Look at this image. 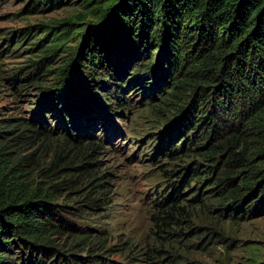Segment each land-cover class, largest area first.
<instances>
[{
	"label": "trees",
	"instance_id": "1",
	"mask_svg": "<svg viewBox=\"0 0 264 264\" xmlns=\"http://www.w3.org/2000/svg\"><path fill=\"white\" fill-rule=\"evenodd\" d=\"M39 5L36 12L76 5L92 21L18 30L17 44L28 39L37 59L16 90L35 99L29 117L0 110V264L101 263L102 237L83 213H107L94 164L123 135L114 119L138 91L143 109L173 118L149 160L181 166L153 200L155 233L191 243L220 232L187 233L199 210L216 211L218 221L264 215V0H35L31 10ZM217 168L211 194L186 196ZM87 181L76 207L63 203ZM154 251L145 264L171 252Z\"/></svg>",
	"mask_w": 264,
	"mask_h": 264
},
{
	"label": "rangeland",
	"instance_id": "2",
	"mask_svg": "<svg viewBox=\"0 0 264 264\" xmlns=\"http://www.w3.org/2000/svg\"><path fill=\"white\" fill-rule=\"evenodd\" d=\"M34 3L35 0H0V110L8 117L31 116L28 102L35 99L33 90H16L22 84L20 78L36 70L32 65L37 59V51L27 46L28 39L17 44L22 36L18 30L29 25L68 20L80 29L84 22L92 21L90 16L85 19L79 17L81 8L76 5L36 12L42 5L31 10ZM131 96L135 102L133 108L126 110L121 120L114 119L123 135L115 137L114 147L98 155L99 161L94 164L99 170L96 175L101 176L94 182L99 180L104 185L108 197L106 204L110 205L106 208L108 214L100 217L89 209L83 213L88 223L94 225L93 231L96 233L97 230L102 237L95 252V261L100 264H145L147 252L156 254V248L171 251L160 253L159 259L163 264H264V215L238 222L223 220L222 217L218 221L216 211H198V208L199 216L193 222L195 230L187 233L191 236L192 233L206 232L208 227H216L219 233L207 238L205 235L191 243L181 239L174 244L162 237L167 234L155 233L157 229L151 220L155 211L153 200L171 189V184L181 175H171V170H180L181 166L167 161L157 166L149 159L150 153H155V147L164 141L158 134L172 126L173 118L164 120L143 109L141 91ZM145 146L151 151L144 153ZM103 172L107 173L102 176ZM219 172L217 168L216 175H207L202 182L195 183L185 191L186 196L196 191L211 194L209 185L213 180L210 177L218 176ZM93 177L88 176L89 179ZM87 183L69 189L71 192L62 199L63 203L76 207L75 201L81 200L88 190ZM180 226L185 227L186 224L176 225L172 231H179ZM79 253L87 255L84 250ZM168 254L171 255L164 258Z\"/></svg>",
	"mask_w": 264,
	"mask_h": 264
}]
</instances>
